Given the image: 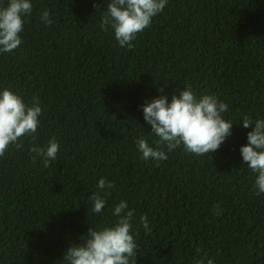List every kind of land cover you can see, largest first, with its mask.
I'll list each match as a JSON object with an SVG mask.
<instances>
[{"label": "trees", "instance_id": "1", "mask_svg": "<svg viewBox=\"0 0 264 264\" xmlns=\"http://www.w3.org/2000/svg\"><path fill=\"white\" fill-rule=\"evenodd\" d=\"M107 2L31 0L22 43L0 54V90L29 106L36 96L42 109L35 139L0 157V264H61L90 227L114 223L121 200L135 211L136 264H196L205 254L213 264H264V193L239 151L251 131L242 117L264 119V0H168L131 50L101 28ZM185 86L228 105L232 134L211 159L181 145L157 166L135 144L158 139L141 106L157 89L170 100ZM53 136L57 160L45 167L29 149ZM101 178L115 188L96 214L88 197Z\"/></svg>", "mask_w": 264, "mask_h": 264}, {"label": "clouds", "instance_id": "2", "mask_svg": "<svg viewBox=\"0 0 264 264\" xmlns=\"http://www.w3.org/2000/svg\"><path fill=\"white\" fill-rule=\"evenodd\" d=\"M168 0H108L100 21L101 28L107 33L111 30L114 39L121 48L131 50L132 43L138 33H142L151 25L152 18L165 8ZM93 7H97L96 4ZM32 13L31 0H8L0 7V54L10 53L22 43L19 34L23 31L25 17ZM40 20L47 27L52 25L50 10L44 9ZM158 95L151 102L142 105L143 119L150 125L151 132L147 135L158 137L150 145L145 136L135 141L142 159L159 162L168 159V153L183 145L186 152L207 156L216 152L231 136L234 124L223 118L229 110L226 103L214 94L199 95L191 86L171 96ZM42 109L38 97L33 96L31 104L8 88L0 90V157L5 155L9 146L22 149L20 139L30 136L35 139L40 125L39 117ZM242 127L247 132V144L239 151L242 161L256 174L253 188L257 195L264 193V119L253 120L249 115L242 117ZM59 143L55 136L44 146H32L29 154L33 159L42 157L45 167L57 160ZM97 191L88 200L91 212L99 214L106 206V197L115 188L114 182L99 179ZM116 218L111 226L99 229L90 227L86 235L81 236L80 243L70 244L66 249L61 264H136L139 246L134 239L133 223L135 211L128 208L126 201L121 200L112 209ZM139 226L149 229L146 215L139 216ZM200 249H196L199 256ZM201 257L196 264H213L212 259Z\"/></svg>", "mask_w": 264, "mask_h": 264}]
</instances>
